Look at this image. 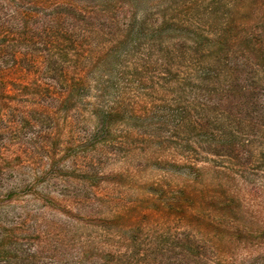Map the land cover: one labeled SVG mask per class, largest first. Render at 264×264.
<instances>
[{
	"label": "trees",
	"instance_id": "obj_1",
	"mask_svg": "<svg viewBox=\"0 0 264 264\" xmlns=\"http://www.w3.org/2000/svg\"><path fill=\"white\" fill-rule=\"evenodd\" d=\"M171 1L147 0V14L140 18V0H133L131 9L118 0H0V156L9 144L17 161L20 152L40 143L60 148L56 139L64 130L70 146L105 147L117 120L131 112L116 93L128 69L146 76L140 81L148 86L161 82L176 90V104L154 106L147 117L172 138L183 136L180 146L197 156L226 159L243 172L254 167L253 147L230 132L228 122L234 118L239 125L248 114L250 127L260 124L262 116L249 112L263 97L252 86L264 77L259 81L260 74L249 71L264 64V39L245 31L234 41L232 20L211 39L199 26L170 20L164 5ZM237 52L241 61L234 60ZM88 154L84 159L94 166L96 153ZM200 162L190 163L189 170L198 171ZM227 194L222 188L212 198L225 215L217 224L236 229H148L147 248L136 255L147 257V264H264V247L243 257L253 241L264 242V227L259 219L240 216L239 198ZM196 198L181 189L169 209L186 212L184 204L196 205ZM139 230L125 237L131 242L126 257L140 246ZM109 232L108 240L116 236ZM74 239L73 233L58 235L53 246L42 245L28 257L40 261L50 251L55 264L63 258L74 264L116 258L112 247L90 242L74 248Z\"/></svg>",
	"mask_w": 264,
	"mask_h": 264
},
{
	"label": "rangeland",
	"instance_id": "obj_2",
	"mask_svg": "<svg viewBox=\"0 0 264 264\" xmlns=\"http://www.w3.org/2000/svg\"><path fill=\"white\" fill-rule=\"evenodd\" d=\"M118 3L126 9L135 7L133 0ZM164 9L174 23L199 26L211 39L219 38L231 20L235 22L230 33L234 41L245 31L264 39V0H172ZM136 10L140 18L147 14V0H140ZM233 56L241 61L238 52ZM128 60L127 67H132L133 60ZM254 67L249 72L260 74V81L264 64ZM125 71L116 93L131 112L117 120L112 140L105 147L70 146L71 138L64 130L56 139L60 148L40 143L32 151L20 152L17 161L14 145L9 144L0 156V264H55L50 251L40 261L28 255L42 245L53 246L58 235L69 233L75 235L74 248L94 242L115 249L116 258L104 259L103 264H147V257L136 254L147 248L148 229H236L233 224H217L225 215L212 198L222 188L228 191L227 196L239 198L240 216L259 219L264 227V173L258 169L264 167V83L252 86L263 97L249 112L262 116L257 120L260 124L250 127L245 121L248 114L239 125L234 118L228 122L229 131L248 142L257 155L254 167L243 172L226 159L197 156L180 146L183 136L172 138L168 129L147 117L154 106L176 104V90L161 82L148 86L140 81L146 76L139 78L131 70ZM91 153H96L94 166L84 159ZM197 159L203 161L196 165L198 171L189 170ZM184 188L193 198L198 197L196 205L185 203L186 212L169 209ZM203 193L206 198L201 197ZM133 229H140L136 238L140 246L126 257L131 242L125 237H133ZM110 230L116 236L108 240ZM253 242L243 257L264 247L263 241ZM63 259L61 264H74Z\"/></svg>",
	"mask_w": 264,
	"mask_h": 264
}]
</instances>
